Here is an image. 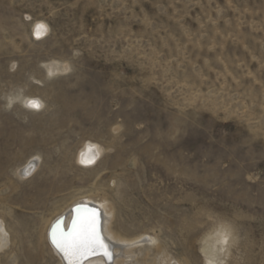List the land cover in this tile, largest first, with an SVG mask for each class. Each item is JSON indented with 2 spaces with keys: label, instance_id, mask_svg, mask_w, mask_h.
Returning a JSON list of instances; mask_svg holds the SVG:
<instances>
[{
  "label": "rangeland",
  "instance_id": "rangeland-1",
  "mask_svg": "<svg viewBox=\"0 0 264 264\" xmlns=\"http://www.w3.org/2000/svg\"><path fill=\"white\" fill-rule=\"evenodd\" d=\"M50 61L67 75L45 78ZM20 90L45 109L8 107ZM86 141L106 150L88 170ZM81 197L138 203L131 228L158 243L139 264L159 245L178 264H264V0H0V264H57L46 222ZM218 224L233 242L205 251Z\"/></svg>",
  "mask_w": 264,
  "mask_h": 264
},
{
  "label": "bare ground",
  "instance_id": "bare-ground-1",
  "mask_svg": "<svg viewBox=\"0 0 264 264\" xmlns=\"http://www.w3.org/2000/svg\"><path fill=\"white\" fill-rule=\"evenodd\" d=\"M37 25H42L43 27L37 28ZM48 32V27L41 22L34 23L32 28L33 36L41 40L45 37ZM45 71V78L53 77L57 78L58 76H64L69 68L66 62H57L50 61L43 65ZM67 75V74H66ZM15 102H18L24 110L29 113H40L43 111L44 102L39 97L27 96L20 91L13 92L11 95L7 97L6 105L9 107L14 105ZM38 103V107L35 104ZM94 146L90 151L88 146ZM105 149L100 145L92 142H84L81 148L78 150L76 155V164L82 169H93L96 167L98 161L102 158L105 153ZM188 151V150H187ZM84 153V155H82ZM40 155H32L27 161L20 165V167L16 170V176L19 180H27L29 178H33V176L38 171V166L40 163ZM41 164V163H40ZM140 200V199H139ZM125 201V200H124ZM122 202V200H121ZM140 202V201H139ZM88 205L93 208H97L100 211L99 219H100V233L104 244L107 246L109 254H112L111 262L107 259L106 255H96L95 254H104L103 251L100 252H90L89 254L82 256L83 260L87 259L82 264H139L136 259V253L140 251V246L144 243L150 244L149 246L154 247L156 244V239L147 235L146 233H140L138 231L132 230V223L138 219V212L136 214L137 205L132 204L129 201L122 202L120 204H115L106 199L103 200H93L88 197H81L77 200L73 201L67 208L62 210L60 213L50 218L45 225V239H46V247L49 250L50 254L54 255L58 258L57 264H69V258H67L63 251L60 250L56 246L55 241H59L62 239H67L70 235H74L76 231L80 230L82 227H86V222L92 217L91 212L88 210H76L74 215L72 209L77 205ZM63 216V221L61 224L57 225L53 228L50 240L48 237L49 229L58 217ZM73 224L71 222L72 217ZM187 226L186 229H188ZM68 231L70 235L68 237H64L65 232ZM188 232V230H187ZM232 233L230 229L224 224H218L214 230L209 234L208 238L205 237L203 241V245L205 246L204 250L207 251V245L211 244V247L219 248L221 251L226 249L227 245H231L233 242ZM11 243V237L9 232L6 229L4 221L0 218V252H3L5 249L9 247ZM158 244V243H157ZM156 244V245H157ZM148 247V246H147ZM54 248H56V251ZM149 249L144 254L142 259V264H178L173 261L164 251V249L159 245L156 246V251L154 254V258L152 260H148ZM62 254V256L59 254ZM29 261L32 263H36L43 258L42 250L38 251L37 254H30L27 251V256ZM66 261V262H65ZM82 261V258L81 260ZM78 261L77 263H79ZM207 264H214V260L212 258L206 259Z\"/></svg>",
  "mask_w": 264,
  "mask_h": 264
},
{
  "label": "snow or ice",
  "instance_id": "snow-or-ice-1",
  "mask_svg": "<svg viewBox=\"0 0 264 264\" xmlns=\"http://www.w3.org/2000/svg\"><path fill=\"white\" fill-rule=\"evenodd\" d=\"M43 27L37 25V28ZM35 106H39L38 103ZM94 146L89 145V151ZM84 155V153H82ZM56 246L64 252L65 256L69 258V264H77L81 256H85L90 252L103 251L107 255V246L96 229V219L93 213L92 217L86 222V227H82L76 231L74 235H70L67 239L55 241Z\"/></svg>",
  "mask_w": 264,
  "mask_h": 264
},
{
  "label": "water",
  "instance_id": "water-1",
  "mask_svg": "<svg viewBox=\"0 0 264 264\" xmlns=\"http://www.w3.org/2000/svg\"><path fill=\"white\" fill-rule=\"evenodd\" d=\"M82 208H88L86 205H78L77 207H75L74 209H72V211H73V215H74V213H75V211L76 210H78V209H82ZM74 217V216H73ZM73 217H72V219H73ZM63 219V218H62ZM72 219H71V222H72ZM67 232H65V234H66ZM70 235V234H69ZM66 237H68V236H66ZM107 257V256H106ZM86 260V259H85Z\"/></svg>",
  "mask_w": 264,
  "mask_h": 264
}]
</instances>
